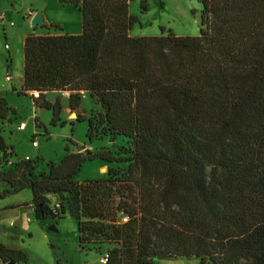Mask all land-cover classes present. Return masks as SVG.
I'll use <instances>...</instances> for the list:
<instances>
[{"label": "trees", "instance_id": "16d2710c", "mask_svg": "<svg viewBox=\"0 0 264 264\" xmlns=\"http://www.w3.org/2000/svg\"><path fill=\"white\" fill-rule=\"evenodd\" d=\"M58 1L80 11L82 32L28 35L18 95L37 93L34 107L52 111L54 126L66 95L71 124L87 122L90 142H127L67 147L42 169L41 159L6 166L14 152L0 136V199L30 189L25 208L37 221L68 214L82 250L112 246L106 264H264V0H199L195 37L131 36V0ZM49 92L61 96L51 102ZM10 114L0 99V120ZM96 159L107 178L76 181ZM22 262L23 251L0 243V264Z\"/></svg>", "mask_w": 264, "mask_h": 264}, {"label": "rangeland", "instance_id": "374dc122", "mask_svg": "<svg viewBox=\"0 0 264 264\" xmlns=\"http://www.w3.org/2000/svg\"><path fill=\"white\" fill-rule=\"evenodd\" d=\"M31 1L35 0H0V99H4L8 107L16 111V114H10L7 120H0V136L15 154L14 158L10 157L4 163L8 166L18 158L41 159V168L46 169L48 163L58 164L63 159L67 147L78 152L79 147L96 151L102 147L114 150L117 146L126 145L127 141L122 138L116 141L105 138L102 141L90 142L86 137L88 123L74 121L72 125L71 121L77 118V114L70 113L69 116L66 108L61 114V122L54 126L52 111L35 108L30 94L18 95L23 75L22 11L23 4ZM42 1L50 8L49 12L58 14L53 11V2L56 3V0ZM28 10L30 11V8ZM202 10L203 5L199 0H131L130 14L136 18L131 36H159L163 28L165 32L170 30L176 36H198ZM72 24L74 25V22ZM6 76L13 78V81L7 82ZM58 96L61 94L49 92L47 99L54 102ZM62 101L67 104L64 97ZM94 108L95 105L86 94L81 107L82 113L87 112L88 116ZM36 117L40 120V128L35 124ZM63 122L66 124L63 125ZM22 123L27 125L24 130L19 129ZM34 141L37 143L36 147L33 145ZM10 151L7 154H10ZM102 168L101 160H87L83 163L76 181L82 183L106 179L107 174L101 171ZM125 170L126 167H121L120 172ZM4 189L0 184V193ZM32 199L30 189L0 199V242L26 254L27 262L21 264H100V258L111 250V245L86 244L84 248L87 251H82L78 244L75 220L67 214L64 219L55 222L37 221L34 213L25 208V204L30 203ZM21 214L24 218H21ZM52 226H55L57 232L50 230ZM155 264L200 262L176 259L159 260Z\"/></svg>", "mask_w": 264, "mask_h": 264}, {"label": "crops", "instance_id": "0c3cea01", "mask_svg": "<svg viewBox=\"0 0 264 264\" xmlns=\"http://www.w3.org/2000/svg\"><path fill=\"white\" fill-rule=\"evenodd\" d=\"M53 3H54V6L51 4V7L53 6V11L55 13H58V14H52L51 12H49L50 8L46 7L42 0H35V1H31L29 3L23 4L22 13L24 14V16H23V23L22 24H23V40H24V42H25V38L30 34L59 35V34H62V31H63V33H65V34L77 35V34H80L82 32V25H81L82 24V16H81L80 11L78 9H76L74 6L69 5V4H62L58 0H56V3L55 2H53ZM28 8H30V11L28 10ZM36 14H39L42 17L43 25L34 27L32 25V20ZM72 22H74V25L72 24ZM80 22H81V24H80ZM52 25L60 26L62 28V31H58L55 28H50V26H52ZM55 31H57V32H55ZM24 42H23V48H24ZM23 80H24V54H23V75L20 79V89L23 85ZM6 81H7V76H6ZM12 81H13V78H12ZM32 95H35V93H30L31 97H32ZM47 96H49V93H47ZM64 98L66 99V95ZM64 108H66V110L69 113V116H71L70 115L71 110L67 107V104H65V103H64ZM70 152L74 153L75 151L70 150ZM14 157H15V154H14ZM18 159H15V160H18ZM21 159H23V158H21ZM26 159H29V158H26ZM109 168H110V166L103 162V168L101 169V171L108 175ZM104 171H106V172H104ZM26 210L29 212H33V211L28 210V209H26ZM0 212H1V210H0ZM21 218H24L22 214H21ZM6 246L8 248H14L12 246H8V245H6ZM82 251H87V250H82Z\"/></svg>", "mask_w": 264, "mask_h": 264}, {"label": "built area", "instance_id": "2783aa9c", "mask_svg": "<svg viewBox=\"0 0 264 264\" xmlns=\"http://www.w3.org/2000/svg\"><path fill=\"white\" fill-rule=\"evenodd\" d=\"M7 81L8 82L12 81V78L10 76H7ZM35 96H38V94L35 93ZM26 127H27L26 123H22V124H20L19 129L24 130V129H26ZM33 145H34V147H36L37 143L33 142ZM56 208H58V206ZM122 221L127 222L128 218L124 217ZM107 262H108V255L106 253L102 258H100V264H106Z\"/></svg>", "mask_w": 264, "mask_h": 264}, {"label": "water", "instance_id": "95a60500", "mask_svg": "<svg viewBox=\"0 0 264 264\" xmlns=\"http://www.w3.org/2000/svg\"><path fill=\"white\" fill-rule=\"evenodd\" d=\"M32 25L34 27L43 25L42 17L39 14H36L34 16V18L32 20ZM111 141H113V140L111 139ZM84 149H85L84 147H79L78 152H82ZM50 230L53 232H57V229L55 228V226L50 227Z\"/></svg>", "mask_w": 264, "mask_h": 264}]
</instances>
